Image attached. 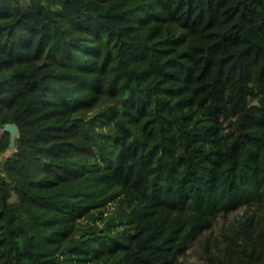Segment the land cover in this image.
I'll return each mask as SVG.
<instances>
[{
  "label": "trees",
  "instance_id": "16d2710c",
  "mask_svg": "<svg viewBox=\"0 0 264 264\" xmlns=\"http://www.w3.org/2000/svg\"><path fill=\"white\" fill-rule=\"evenodd\" d=\"M8 122L0 264H264V0H0Z\"/></svg>",
  "mask_w": 264,
  "mask_h": 264
},
{
  "label": "water",
  "instance_id": "95a60500",
  "mask_svg": "<svg viewBox=\"0 0 264 264\" xmlns=\"http://www.w3.org/2000/svg\"><path fill=\"white\" fill-rule=\"evenodd\" d=\"M4 129L10 132V141L8 148L0 155V159L2 157H10L16 152V138L20 135L19 127L15 122L6 123Z\"/></svg>",
  "mask_w": 264,
  "mask_h": 264
},
{
  "label": "rangeland",
  "instance_id": "374dc122",
  "mask_svg": "<svg viewBox=\"0 0 264 264\" xmlns=\"http://www.w3.org/2000/svg\"><path fill=\"white\" fill-rule=\"evenodd\" d=\"M244 209H245V207L240 208V209H238V210L232 212V213L229 215L228 221H232V220H234L235 218H237L239 215H241V214L243 213ZM218 222H219L220 224H222V223H223V219H222V218H219V219H218Z\"/></svg>",
  "mask_w": 264,
  "mask_h": 264
}]
</instances>
